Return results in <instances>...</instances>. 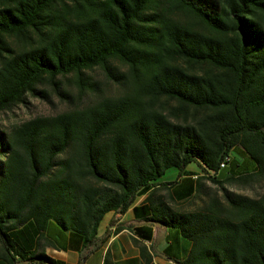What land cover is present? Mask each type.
I'll return each mask as SVG.
<instances>
[{"label":"trees","instance_id":"obj_1","mask_svg":"<svg viewBox=\"0 0 264 264\" xmlns=\"http://www.w3.org/2000/svg\"><path fill=\"white\" fill-rule=\"evenodd\" d=\"M95 69L121 93L96 94ZM69 76L93 102L73 106ZM50 92L68 109L0 129V264H64L46 248L74 237L91 252L147 193L132 232L190 241L177 264H264V195L224 186L264 178V0H0V113ZM190 165L217 192L176 211L160 180Z\"/></svg>","mask_w":264,"mask_h":264},{"label":"crops","instance_id":"obj_2","mask_svg":"<svg viewBox=\"0 0 264 264\" xmlns=\"http://www.w3.org/2000/svg\"><path fill=\"white\" fill-rule=\"evenodd\" d=\"M172 181H162L165 184L176 181L173 186L163 188L158 194L162 195L167 203L176 211H193L202 202L203 197L198 181L202 173L195 165H190L187 172L190 175L177 177L174 169ZM149 193L136 199L132 207L124 215L110 212L104 216L98 228V238L104 239L98 242L96 248L91 252H82L81 242L75 238V244L68 242L66 250H55L46 248V254L64 264H103L107 255L113 264H177L175 257L184 260L191 248L190 241L179 237L178 246L172 241L174 230L152 227V238L149 241L139 240L133 229L142 226L136 222L133 215V207L143 204ZM189 208H186L187 206Z\"/></svg>","mask_w":264,"mask_h":264},{"label":"rangeland","instance_id":"obj_3","mask_svg":"<svg viewBox=\"0 0 264 264\" xmlns=\"http://www.w3.org/2000/svg\"><path fill=\"white\" fill-rule=\"evenodd\" d=\"M123 70V69H121ZM88 82L92 85L98 92L96 94H101L104 96H117L121 93V88L116 84L106 80L104 74L101 70L95 69L93 71L87 72ZM60 83L63 89L68 91L73 98V106H84L94 101V97L91 93L87 92L86 95L79 97L78 90L75 86L73 77L61 78ZM45 89L49 88L46 86H41ZM41 89V88H40ZM49 102H46L40 98L28 97L27 103L23 106L14 108L12 111L0 113V129L7 130L14 123H21L28 119L37 116H50L59 114L68 109V105L61 101L55 94L49 93ZM72 106V105H71ZM174 169H169L161 178L162 181H172ZM222 180L226 181L229 176L228 172L223 171ZM202 197L207 199L209 195L217 192V188L212 185L207 180H202ZM224 186L235 193L245 195L248 197H260L264 195V178L254 177L248 179L245 183H240L237 181H228L224 183ZM196 204H201L200 200L195 201ZM188 205L186 208H189Z\"/></svg>","mask_w":264,"mask_h":264},{"label":"built area","instance_id":"obj_4","mask_svg":"<svg viewBox=\"0 0 264 264\" xmlns=\"http://www.w3.org/2000/svg\"><path fill=\"white\" fill-rule=\"evenodd\" d=\"M221 166H222V168H225L226 167V165H224V164H222Z\"/></svg>","mask_w":264,"mask_h":264}]
</instances>
